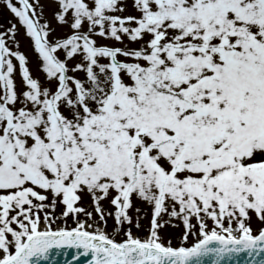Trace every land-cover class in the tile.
Segmentation results:
<instances>
[{
	"label": "snow or ice",
	"instance_id": "6c2138e0",
	"mask_svg": "<svg viewBox=\"0 0 264 264\" xmlns=\"http://www.w3.org/2000/svg\"><path fill=\"white\" fill-rule=\"evenodd\" d=\"M0 16V264H264V0Z\"/></svg>",
	"mask_w": 264,
	"mask_h": 264
},
{
	"label": "rangeland",
	"instance_id": "374dc122",
	"mask_svg": "<svg viewBox=\"0 0 264 264\" xmlns=\"http://www.w3.org/2000/svg\"><path fill=\"white\" fill-rule=\"evenodd\" d=\"M4 15H5V16H10L11 14L5 12ZM4 22H5V20H4V16H0V24H3ZM22 44H23V46H24L25 48L28 47L27 41H23ZM29 54H30V55H33L30 51H29ZM32 67H33V70H35V57H34V55H33V65H32ZM146 223H147V221H145V224H146ZM111 224H112V221L109 220V225H111ZM182 227H183L182 225H180L179 227H173V226L169 225V226H167V227L164 229V233H165V234H170L171 236L175 237L176 235H178V234L180 233ZM174 242H175V241H174Z\"/></svg>",
	"mask_w": 264,
	"mask_h": 264
}]
</instances>
